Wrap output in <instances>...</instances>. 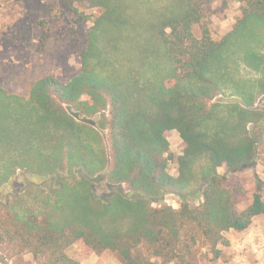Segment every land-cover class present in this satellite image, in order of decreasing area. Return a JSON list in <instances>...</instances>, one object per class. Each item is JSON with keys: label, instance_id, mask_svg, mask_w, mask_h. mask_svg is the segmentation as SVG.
Instances as JSON below:
<instances>
[{"label": "trees", "instance_id": "trees-1", "mask_svg": "<svg viewBox=\"0 0 264 264\" xmlns=\"http://www.w3.org/2000/svg\"><path fill=\"white\" fill-rule=\"evenodd\" d=\"M83 1L100 14H76L91 22L78 75L43 77L28 97L0 81V193L17 172L28 176L0 198V256L81 264L67 254L80 244L121 264H189L200 245L218 259L224 233L264 217V182L249 198L235 174L264 152V0H220L240 8L219 40L204 11L215 0ZM172 131L181 155L169 150ZM99 179L113 189L105 199ZM164 195L179 208L162 204Z\"/></svg>", "mask_w": 264, "mask_h": 264}, {"label": "rangeland", "instance_id": "rangeland-1", "mask_svg": "<svg viewBox=\"0 0 264 264\" xmlns=\"http://www.w3.org/2000/svg\"><path fill=\"white\" fill-rule=\"evenodd\" d=\"M240 4L234 1L223 7L220 0L204 6L209 18V28L214 40H219L229 32L239 13ZM77 13L88 17H97L98 9L83 0H0V81L3 88L12 94L28 97L32 84L46 76H52L61 83H67L81 71L78 54L79 40L84 31L88 30L91 22L78 23ZM193 34L200 38L199 26L193 28ZM259 99L256 107L261 106ZM68 113L76 115L67 107ZM99 118V117H98ZM97 118V119H98ZM106 131L97 132L95 141L106 153ZM167 140L170 152L181 155L182 142L176 131H172ZM263 152V147H260ZM168 172L177 176L178 167L168 162ZM223 174V169L219 170ZM236 176L249 193L254 191L257 180L264 182V152L252 166L239 169ZM28 176L17 172L16 177L1 190L0 198H7L26 185ZM55 184L54 181H43L40 185ZM96 196L105 199L113 191L99 179L95 186ZM127 194V189H121ZM162 204L179 208L180 201L173 195H164ZM191 204H198L192 201ZM157 206V204H154ZM227 246H219L221 255L214 259L211 252L198 245L189 257V264H264V217L253 219L250 227L242 232L229 231L224 233ZM72 259L81 264H121L116 253L106 251L97 256L76 244L67 250ZM0 264H35L30 254H22L11 259H3ZM179 264V263H172Z\"/></svg>", "mask_w": 264, "mask_h": 264}, {"label": "water", "instance_id": "water-1", "mask_svg": "<svg viewBox=\"0 0 264 264\" xmlns=\"http://www.w3.org/2000/svg\"><path fill=\"white\" fill-rule=\"evenodd\" d=\"M162 198H163V196H162Z\"/></svg>", "mask_w": 264, "mask_h": 264}]
</instances>
